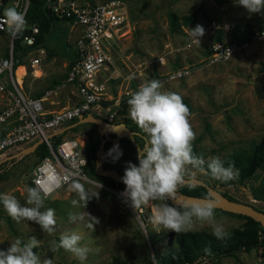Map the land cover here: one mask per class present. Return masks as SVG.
Here are the masks:
<instances>
[{
  "label": "rangeland",
  "instance_id": "1",
  "mask_svg": "<svg viewBox=\"0 0 264 264\" xmlns=\"http://www.w3.org/2000/svg\"><path fill=\"white\" fill-rule=\"evenodd\" d=\"M28 2L29 0H0V12L4 13L9 7H16L17 11H21ZM123 2L126 22L111 49L107 70L103 71V75L108 77L107 92L111 97L104 101L105 104L117 109L119 118L122 116L120 109L123 107L124 98L127 104L130 94L138 90L143 83L177 68H186L187 73L183 76L162 83L163 90L178 93L189 104V121L196 133L193 152L205 160L202 168L187 166L184 176H196L207 180L217 189L264 210V200L254 198L251 193V186L259 183L264 176V169L258 168L242 182L227 184L214 179L206 168L207 162L212 158H220L237 145L264 138V97L258 96L253 86L254 81L264 83V37L253 40L227 61L206 64L202 58L207 55L206 50L213 41L218 27L223 26V38L231 40L233 29L238 37L249 33L244 27L246 22L252 26L253 31L261 30L264 15L247 12L249 15L247 20H238L231 8L223 12L217 4L221 2L218 0H123ZM226 3L227 1H224V4ZM197 8L199 9L196 11L194 22L180 19L179 29L170 30L167 16L169 10L182 16ZM197 24L205 29V35L200 38V42L190 35V28ZM61 25L59 22L51 26L42 42V46L52 55L39 53V48L36 47L16 56L25 63H28L30 56L43 57L42 66L56 77L62 67L52 62L55 59H68L73 47V44H68L66 31H63ZM9 43L8 33L0 32V49ZM23 71L24 66H18L16 73L19 81ZM2 75L6 88H12L6 73L3 72ZM29 82L30 78L26 76L24 88ZM46 88L48 86H45L44 90ZM116 97L120 98L118 103L115 102ZM126 115L129 116L128 104ZM91 126L95 127V123L77 124L66 129L61 135L74 136L82 143L84 139L87 141L88 137L81 132L83 130L93 132ZM143 135L146 142V134ZM94 140L100 142L99 137ZM119 147L123 151L120 159L113 162L107 156L105 164L124 172L126 162L138 164V151L127 141L120 142ZM5 155H9V152ZM2 157L4 154L0 155V158ZM40 159L38 149H35L19 157L4 160L2 169H6L7 178L0 180V193L14 195L24 205L27 189L32 187L30 185L32 169ZM86 173L89 179H77L78 182L94 193L99 192L98 198L93 197L86 208L72 205L71 201L78 197L70 190L69 183L44 198V208L41 211L52 208L56 214V230L52 234L42 232L38 225L31 222L17 223L0 204V249H6L10 242L17 238L26 243L35 236L40 241V246L34 251L40 257L41 264H44L46 258H52L54 264H81L72 253L59 247L61 235L72 232L80 234L81 246L90 249L83 264H108L112 256L131 263L143 264L151 260L155 264L159 253L170 248H178L176 232L173 231L174 235L169 244L172 231L163 229L156 231L151 219L143 225L131 207L122 203L120 193L125 187L99 181L87 170ZM159 203L154 201L145 206L147 214L152 216L153 209ZM70 213L82 214L86 218L89 213L99 218V223L92 231L85 228L79 220L71 221ZM215 216L217 221L224 218L227 231L233 227L242 229L252 227L246 217L218 208H215ZM195 227L211 232V226L207 222L197 223ZM51 248H55V252L51 251ZM197 264H264V246L250 250L242 249L234 254L224 255L215 262L202 259Z\"/></svg>",
  "mask_w": 264,
  "mask_h": 264
},
{
  "label": "clouds",
  "instance_id": "2",
  "mask_svg": "<svg viewBox=\"0 0 264 264\" xmlns=\"http://www.w3.org/2000/svg\"><path fill=\"white\" fill-rule=\"evenodd\" d=\"M249 14L264 15V0H234ZM4 16L11 35L21 33L26 25L25 16L15 7L4 10ZM190 35L200 42L205 35V29L197 24L190 28ZM164 85L158 79L143 83L138 90L130 94L127 101L129 116L137 127L146 134V142L137 152L138 164L126 162L124 174L121 177L125 188L120 193L122 203L134 211L151 202L160 203L153 209L150 217L156 231L170 230L177 234L195 232L197 223H209L211 234L219 240L229 238L224 224V218L216 220V205L209 199L177 205L178 187L184 183L187 166L202 168L205 160L193 152V141L196 138L190 121V111L183 102L181 95L163 90ZM123 155L119 144H114L108 150L107 156L116 162ZM210 175L221 182H228L239 178V169L234 163L225 162L214 157L207 162ZM70 190L76 193L78 199L71 201L73 206L86 208L93 198H98L99 192H92L85 188L78 180L65 177ZM43 193V195H42ZM49 194L41 187H30L22 205L14 195L0 193V204L7 214L17 223L27 221L39 226L42 232L48 234L56 230V214L52 208H44V198ZM173 201L174 203H169ZM71 221L79 220L85 228L94 231L99 218L88 213L87 218L82 214H69ZM82 236L76 232L62 234L59 247L72 253L80 262L87 259L90 249L81 246ZM40 246L35 237L24 243L17 238L10 242L9 247L0 249V264H41L40 257L34 251ZM55 252V248H51ZM206 252L209 250L206 248ZM44 264H54L52 258H46Z\"/></svg>",
  "mask_w": 264,
  "mask_h": 264
},
{
  "label": "built area",
  "instance_id": "3",
  "mask_svg": "<svg viewBox=\"0 0 264 264\" xmlns=\"http://www.w3.org/2000/svg\"><path fill=\"white\" fill-rule=\"evenodd\" d=\"M26 6V4H25ZM19 12L24 14V10ZM50 12L63 20L79 23L82 32L75 40V56L71 61L63 83H74L79 98L74 103L56 109L46 106L54 88H46L40 95L26 93L17 81L15 70L18 57L13 50V35H9L10 43L0 49V93L7 98V103L0 108V124H11L0 135V155L9 149L22 146L37 137H43L48 153L33 167L30 181L33 187L47 190L50 196L67 185L65 177L73 179H89L86 173L89 163L88 148L91 137L82 143L74 136H62L58 141L49 135L79 116L91 113L103 119L107 126L117 122V109L104 101L111 98L107 92L108 77L103 75L107 70L111 57V49L115 40L122 33L126 22L123 0H100L89 2L84 0H52L47 1ZM216 26L215 23H213ZM218 26V25H217ZM29 31L23 35V44H33L39 27L36 23L29 25ZM0 32L8 33V25L4 13H0ZM264 37V27L248 33L243 40H213L209 44V53L202 58L206 64H214L229 60L238 50L248 46L253 40ZM43 52V49H40ZM31 65L41 66L40 58L34 56ZM12 88H6L2 73ZM187 73L186 68H177L157 78L162 83L179 78ZM120 101L119 97L115 102ZM12 122V123H11ZM87 135V134H86ZM88 137V136H87ZM43 195V193H42ZM132 209V208H131ZM133 210V209H132ZM139 221L145 225L150 219L145 206L134 211ZM206 256H200L193 262L197 264Z\"/></svg>",
  "mask_w": 264,
  "mask_h": 264
},
{
  "label": "trees",
  "instance_id": "4",
  "mask_svg": "<svg viewBox=\"0 0 264 264\" xmlns=\"http://www.w3.org/2000/svg\"><path fill=\"white\" fill-rule=\"evenodd\" d=\"M47 1L52 0H29L27 8L24 12L26 25L23 31L15 36H13L12 44L13 50L16 54H24L30 49L39 47V45L43 42L44 37L49 31L50 24L53 20H58L60 18L54 16L48 6ZM85 1V0H84ZM218 1H229V0H218ZM16 8V7H15ZM199 8L192 10L189 13H186L182 16H179L175 11L169 10L167 12L168 21H169V28L171 31H177L180 27V19L185 22H194L196 11ZM3 13V12H0ZM63 20V19H61ZM32 23H36L39 27V32L36 34V39L33 44L25 45L23 44V35L28 32L30 29L29 25ZM246 29H248L249 33L253 32L252 26L249 23L244 25ZM262 27H264V19L262 23ZM223 32L224 30L218 27L215 31V35L213 40H222L223 39ZM10 35V32H8ZM248 34L243 36L237 35L236 31L233 29L231 34V40H243L247 37ZM206 53H209V47L206 50ZM19 64V63H18ZM183 102L189 106L185 99H182ZM126 99L123 100V107L120 109L122 116L117 118L118 121H124L129 128L137 131L136 134L137 140L140 141L141 146L145 144V136L143 135L142 131L137 127L135 122L131 120L129 116L126 115L127 113V104L125 103ZM73 119L67 123H64L62 126L68 125L75 121ZM93 132H89L90 137L93 139L89 148V163L87 166V171L91 174L95 175V177L99 181H103L105 183L111 185H119L125 187L122 182H117L109 176L106 175H99L95 173V160H96V149L98 144L96 142V138H98V133L94 126H91ZM1 135V134H0ZM61 133L55 134L54 139L57 141L60 139ZM38 138V137H37ZM37 138L27 142L26 144L29 145ZM129 142V139L126 137L121 138V143ZM109 141L105 143V147L109 145ZM36 149H38V154L40 158L44 157L47 153V147L44 142L40 143ZM224 162L225 165L228 163H234L236 168L239 169V178L236 180L228 181V183H234L237 181H244L245 179L249 178L253 175L258 168L264 169V138L259 141L250 140L247 144H239L230 152H226L220 157ZM0 163V180L7 178V171L6 169H2V164ZM106 165V164H105ZM112 167V166H111ZM207 168V166H206ZM120 172H122L119 168H117ZM208 169V168H207ZM123 173V172H122ZM186 177V176H184ZM190 177V176H189ZM205 184H193V183H183L181 186L178 187V191L199 195V196H209V190L207 188V180H204ZM30 185L33 187L31 181ZM213 187L216 188L215 185L211 184ZM226 196L237 199L236 197L230 195L227 192L222 191ZM251 193L254 198L259 200H264V176L259 181V183L251 186ZM242 201V200H241ZM258 208V207H257ZM220 209V208H218ZM222 210V209H220ZM262 210V209H261ZM225 211V210H224ZM230 212V211H227ZM233 214H237L243 217H246L249 222L252 224L251 228L242 229L240 227H233L228 230L229 238L227 240H219L215 236L211 234V232L206 231L204 229H197L195 232H187V233H179L177 235V249H168L156 257L155 264H187L188 262H193L200 256H206L209 261L215 262L220 259L224 255L234 254L239 250H250L254 247L264 246V228L260 224L259 221L254 220L248 215L230 212ZM209 251L206 252L205 249ZM108 264H138V263H131L124 261L117 256H112L111 260ZM143 264H154L151 260L147 263Z\"/></svg>",
  "mask_w": 264,
  "mask_h": 264
},
{
  "label": "water",
  "instance_id": "5",
  "mask_svg": "<svg viewBox=\"0 0 264 264\" xmlns=\"http://www.w3.org/2000/svg\"><path fill=\"white\" fill-rule=\"evenodd\" d=\"M27 4L28 3H26L25 7H27ZM251 81L253 82V80ZM253 86L256 94L260 97H264V83L254 81ZM84 122L95 123V129L99 134V138H100V142L96 149L95 173L99 175H106L111 177L117 182H122L121 177L123 176L124 172L122 173L115 167L105 165L107 152L109 149L113 147L114 144H120V140L122 137H126L127 139H129L132 145L134 146V148L138 151L140 147H142L140 141L137 140L136 138V134L138 132L129 128V126L124 121H118L112 124L111 126H107L102 118L93 115L91 113H88L86 115L79 116L78 119H76L75 121H73L68 125L59 127L49 135H54L64 132L66 129L74 127L77 124H81ZM106 141L110 142L107 147H105ZM42 142H43V137L40 136L31 144L22 146L14 153L9 154L7 157L0 158V163H2L6 159L19 157L23 154L32 152ZM184 183L205 184V181L199 177L190 176V177H184ZM207 188L210 193L209 196H199V195H193L178 191L177 200L175 201V203L177 205H182L185 203H192L195 201H204L210 199L216 205V208H220L225 211L248 215L254 220L259 221L262 227L264 228V210L257 208L255 205L251 203L232 199L226 196L221 190L213 187L210 184H207ZM170 202L174 203L173 201ZM173 235L174 232L172 231L170 234V240L168 241L169 244H171Z\"/></svg>",
  "mask_w": 264,
  "mask_h": 264
},
{
  "label": "crops",
  "instance_id": "6",
  "mask_svg": "<svg viewBox=\"0 0 264 264\" xmlns=\"http://www.w3.org/2000/svg\"><path fill=\"white\" fill-rule=\"evenodd\" d=\"M217 4H218L219 8H221V10H223V12L227 11L228 8H231L233 13L235 14V18L238 20H247L249 18V17H247V16H249V15H247V11L243 7L236 4L234 2V0H231V1L229 0V1H227L226 4H224V1L218 2ZM223 12H222V14H223ZM59 22H61V24H62L61 26H63L62 27L63 31H66L68 44L69 45L73 44V47H72V52L71 53L68 52L69 53L68 59H65V60L55 59L54 62H52V63H55L56 65L57 64L61 65V67H62V69L58 71V73H57L58 75L56 77H53L52 73H50V71L47 72V68L44 69V67L42 66V60L44 58L41 56H38V55L30 56L28 58L29 59L28 63H25L22 60L20 61L19 56H17L18 60H17L16 70H17L18 66H21V65L24 66V71L20 75L21 81L18 80V76H17L16 70H15V75H16L17 81H19L22 89L28 94L40 95V94H42L45 86L46 87L48 86V88L52 87L55 89L54 92L51 94V96L47 100H45L46 106L50 109H56V108H60L63 106L70 105V104L74 103L75 101H77V99L79 98L76 85L74 83H65L64 84L63 80L65 79L66 71H67L70 63L75 56L74 40L78 35L81 34L82 26L79 23L58 19V20H53L51 22L50 28L55 23H59ZM50 28H49V30H50ZM220 28H224V27L221 26ZM223 34H224V32H223ZM223 39H226V38H223ZM37 48H39V53L47 54V56L52 55V54H49V51L42 46V43ZM40 49H43V52H40ZM34 56H37L40 58L41 66L31 65L30 60ZM26 76H29L30 82L28 83V85H26V88H24V79ZM7 101L8 100L5 97V95L0 93V108L3 107L7 103ZM10 126H11L10 123L9 124H5V123L0 124V134L2 135L7 129L10 128ZM61 133H63V132H61ZM81 133L87 134L88 138L90 137V134L87 131L83 130V132H81ZM62 136H63V134L60 136V138ZM25 145H27V144L25 143L22 146H25ZM22 146L11 148L7 151V153L9 152V154H11L10 152L18 150ZM1 156H3V154H1ZM7 156L8 155L4 154V157H7ZM4 157H2V158H4Z\"/></svg>",
  "mask_w": 264,
  "mask_h": 264
},
{
  "label": "flooded vegetation",
  "instance_id": "7",
  "mask_svg": "<svg viewBox=\"0 0 264 264\" xmlns=\"http://www.w3.org/2000/svg\"><path fill=\"white\" fill-rule=\"evenodd\" d=\"M98 136H99V134H98ZM122 138H123V137H122ZM120 141H121V140H120ZM106 142H108V141H106ZM106 142H105V143H106Z\"/></svg>",
  "mask_w": 264,
  "mask_h": 264
}]
</instances>
